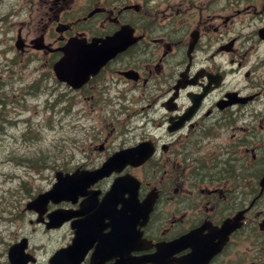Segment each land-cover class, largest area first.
Segmentation results:
<instances>
[{
  "label": "flooded vegetation",
  "instance_id": "flooded-vegetation-1",
  "mask_svg": "<svg viewBox=\"0 0 264 264\" xmlns=\"http://www.w3.org/2000/svg\"><path fill=\"white\" fill-rule=\"evenodd\" d=\"M37 10L36 23L29 12L15 32V56L40 61L35 71L49 78L71 38L91 40L92 52L124 28L135 39L114 47L87 85L53 88L67 114L76 104L70 91L90 94L96 108L140 102L128 125L104 126L105 138L86 148L103 153L102 164L140 143L148 154L125 169L140 184L134 201L133 189L120 192V231L110 213L109 246L98 252L94 241L77 264H264V80H253L264 61L244 69L248 82L227 84V66L242 70L254 45H264V0H39ZM0 23L4 35L14 29ZM232 91L243 98L230 99ZM66 224L67 245L74 231Z\"/></svg>",
  "mask_w": 264,
  "mask_h": 264
},
{
  "label": "rangeland",
  "instance_id": "rangeland-1",
  "mask_svg": "<svg viewBox=\"0 0 264 264\" xmlns=\"http://www.w3.org/2000/svg\"><path fill=\"white\" fill-rule=\"evenodd\" d=\"M38 7L39 0H0V17H8V22L14 28L7 35L0 33V84H3L0 98L4 102L3 106L0 105V264L4 263L10 244L23 236L29 238L30 247L39 257L38 264H47L51 251L66 244L70 233L68 229L46 230L44 225L36 221L37 215L26 209V205L37 194L49 191L55 182L56 170L69 172L88 164V169L100 166L103 153L96 149L89 151L92 161L86 158L78 162L72 160L71 168V163L63 166L62 161L65 153L70 151L74 152L76 160L81 158V152L88 146V142L93 139L102 141L105 138V135L101 134L104 126L125 125L126 118L130 116L119 111L120 105L111 107L103 103L102 109L96 108L90 94L70 91L68 96L75 98L76 104H71L69 117L59 122L57 118L59 115H65L61 109L66 104L54 103L59 92H52L53 80H43L45 84L39 96L33 94L30 97L28 93L16 91L26 89L35 78H42L45 73L35 71L38 60H32L27 55L15 56L17 51L13 40L18 28L27 23L29 12L34 14L32 20L36 23ZM255 20L260 23L262 18L256 14ZM10 46L13 51L4 55V51ZM259 59L264 60L262 45L257 47V51L249 54L243 70L238 74L231 72L227 79L229 87L235 84L241 86L248 82L243 71ZM226 61L229 63V60ZM227 68L229 71V66ZM256 71L253 80H264V67ZM4 81L12 82L15 88L11 84L5 86ZM60 89L65 90V87ZM67 90L69 91L68 88ZM128 102L129 107L125 108L127 110L139 108L141 105L140 102L136 103L130 99L123 104ZM133 117L134 115L130 117L128 123ZM22 119L30 123L34 135L26 133L24 123L16 127ZM54 122L58 124L54 125ZM73 142H77L78 146L73 145ZM53 163L59 166L58 169L53 170ZM39 242H42L41 249L46 244L47 247L44 250L38 249L35 244Z\"/></svg>",
  "mask_w": 264,
  "mask_h": 264
},
{
  "label": "water",
  "instance_id": "water-1",
  "mask_svg": "<svg viewBox=\"0 0 264 264\" xmlns=\"http://www.w3.org/2000/svg\"><path fill=\"white\" fill-rule=\"evenodd\" d=\"M69 45L67 48L77 49L82 48L84 51L78 52V54H71L65 61V63L57 65L56 71L57 75L60 79L76 81V82H84L87 80L90 73H94L95 66H93V55H92V43L83 44V43H75L71 41L68 43ZM72 77V79H71ZM130 152L124 153L119 152L115 156L109 159L108 162L103 167L95 169V171H88L83 170L81 173L79 171L74 172L71 175H67L63 177L60 174V178L55 187L50 190L48 193L44 195H40L37 197L32 204L29 205L30 208H33L40 212V215L44 214L46 209L45 205L49 202L50 198L55 199L56 197H63L67 199H71L76 193L79 192L81 196L86 195L85 189L90 186L92 183L97 181L100 178H103L106 175L111 174L113 171L120 170L126 163L131 161ZM122 182H115L114 186L112 187L111 192L108 194L109 196L105 201L101 204L97 203L96 195L91 196L89 199L86 200L84 205H82V211L79 213L80 215H85L84 220L75 223L79 232H95L97 231V226L102 218L105 216V213L108 211L106 208L108 207V203L111 199L117 196V190L121 187ZM56 201V200H55ZM70 218L69 216H64V212H53L52 214L48 215L50 223L48 226L57 227L60 225L61 218ZM83 239V238H82ZM25 240H23L20 244H16L10 249L9 257L12 258L13 262H17L20 260V255L23 254V251L26 247ZM72 249L63 250L59 252V255H55L52 258V264H62L64 258L69 256V253L72 252ZM59 260L61 263H59ZM26 259H23V263H26Z\"/></svg>",
  "mask_w": 264,
  "mask_h": 264
}]
</instances>
